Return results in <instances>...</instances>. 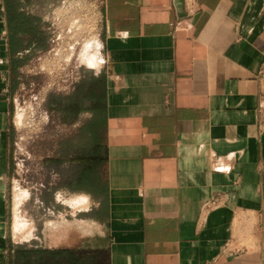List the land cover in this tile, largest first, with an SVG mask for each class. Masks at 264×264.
Segmentation results:
<instances>
[{
  "label": "crops",
  "instance_id": "0c3cea01",
  "mask_svg": "<svg viewBox=\"0 0 264 264\" xmlns=\"http://www.w3.org/2000/svg\"><path fill=\"white\" fill-rule=\"evenodd\" d=\"M19 1L11 22L0 0V264L25 241L56 264H264V0H90L98 84L67 113L91 149L18 242L12 100L48 41L26 8L55 0Z\"/></svg>",
  "mask_w": 264,
  "mask_h": 264
},
{
  "label": "rangeland",
  "instance_id": "374dc122",
  "mask_svg": "<svg viewBox=\"0 0 264 264\" xmlns=\"http://www.w3.org/2000/svg\"><path fill=\"white\" fill-rule=\"evenodd\" d=\"M51 4L54 6L50 7V12L56 10L60 16L68 12L65 11L66 5L56 4L55 1ZM91 8L88 12L79 10L84 23L70 37L64 34L63 40L55 41L54 38L52 41L47 32L45 49L33 47L23 53L28 57L21 71L23 84L12 100L16 128V170L11 192L12 225L18 242L20 222L23 223V230L31 234L34 219H47L50 216L47 201L51 192L66 184V159L85 155L91 149L84 140V133H76L77 129L72 127L74 116L67 113V108L73 104L68 102V94L79 86L83 89L88 85L97 87L98 84L93 78L96 69L90 68L86 61H81L82 51L90 46L94 50L95 60L98 59L93 45L87 44V38L97 33L98 25V10L93 6ZM53 31L56 35L61 32L57 23ZM70 45H74L71 50ZM53 47L60 51L49 54ZM70 54H73L71 59L64 62L63 58ZM41 63H44L42 70L39 69ZM74 134L79 137L77 140L73 139ZM20 248L43 250L40 245L26 241ZM49 262L47 260L46 263ZM16 264L24 263L17 258Z\"/></svg>",
  "mask_w": 264,
  "mask_h": 264
},
{
  "label": "built area",
  "instance_id": "2783aa9c",
  "mask_svg": "<svg viewBox=\"0 0 264 264\" xmlns=\"http://www.w3.org/2000/svg\"><path fill=\"white\" fill-rule=\"evenodd\" d=\"M55 3L56 4H62L63 6L66 5L65 11H68V12H66L65 14L60 16V14L56 10H53L52 12H50V10H49L50 7L47 9V8L41 6L39 3H33L26 8V11L28 13L35 14L37 16L42 17L43 22L45 24L46 31L48 32V34H50L49 40L52 39V41H54V38H55V41L63 40L62 37L64 34L68 35L67 37H70L69 35L74 34V31L76 29L78 30L79 27L82 26V24L84 23V18H82L81 14L79 13V10L84 9L86 12H88V10L92 9L91 6H93V8L95 7L98 10V5L92 3L90 0H55ZM53 6H54V4L51 5V8H53ZM56 23L61 28V32L58 33L57 35L53 31L54 25ZM55 35H56V37H55ZM96 36H97V33L93 37L89 36V38H87V39H89V42L87 44L93 45V48H95L98 45V43L96 41L97 40ZM74 43H76V41ZM73 46L74 45H70L69 49L70 50L73 49ZM26 50H28V49H26ZM26 50H24L22 53H20L21 57H24L23 53ZM56 51L59 52L60 49L53 47L51 49V51L49 52V54L56 52ZM72 55L73 54H70L69 57L63 58V61L64 62L69 61L71 59ZM42 64H44V63H41V66L39 68L40 70H42L44 68Z\"/></svg>",
  "mask_w": 264,
  "mask_h": 264
},
{
  "label": "trees",
  "instance_id": "16d2710c",
  "mask_svg": "<svg viewBox=\"0 0 264 264\" xmlns=\"http://www.w3.org/2000/svg\"><path fill=\"white\" fill-rule=\"evenodd\" d=\"M35 0H27V3H31ZM20 1L19 0H6V6L8 9V15L10 18V21L13 22V20L17 19L18 16H14L13 19V14L14 10L20 6ZM16 11V10H15ZM17 25V24H16ZM25 25L29 28L30 31H32V28L30 25H32L29 21L25 23ZM13 26V24H12ZM19 77H21L19 75ZM72 110V107H69ZM67 108V111L69 110ZM75 111L81 110L80 106L75 105ZM58 257V253L56 251H51V250H36V249H25V248H20L16 250V260L17 258L22 261L24 264H39V262L43 264H47V260H50L49 264H56V259ZM15 260V264H16Z\"/></svg>",
  "mask_w": 264,
  "mask_h": 264
},
{
  "label": "bare ground",
  "instance_id": "6f19581e",
  "mask_svg": "<svg viewBox=\"0 0 264 264\" xmlns=\"http://www.w3.org/2000/svg\"><path fill=\"white\" fill-rule=\"evenodd\" d=\"M86 47H87V46H86ZM86 47H85V48H86ZM90 47H91V46H90Z\"/></svg>",
  "mask_w": 264,
  "mask_h": 264
}]
</instances>
